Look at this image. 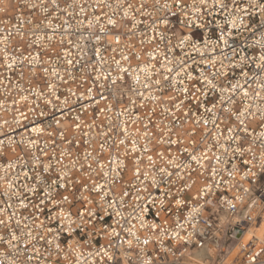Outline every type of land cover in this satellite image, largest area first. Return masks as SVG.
Segmentation results:
<instances>
[{"label": "built area", "instance_id": "2783aa9c", "mask_svg": "<svg viewBox=\"0 0 264 264\" xmlns=\"http://www.w3.org/2000/svg\"><path fill=\"white\" fill-rule=\"evenodd\" d=\"M256 201L264 0H0V264H179Z\"/></svg>", "mask_w": 264, "mask_h": 264}, {"label": "bare ground", "instance_id": "6f19581e", "mask_svg": "<svg viewBox=\"0 0 264 264\" xmlns=\"http://www.w3.org/2000/svg\"><path fill=\"white\" fill-rule=\"evenodd\" d=\"M256 203L258 204V212L263 217L262 223L254 225L244 232L243 236L238 239L237 244L226 251V256L219 261L218 264H246L242 248L249 242H254L255 238L264 242V205L259 201H256ZM255 211H257V209L251 208L248 212L255 213ZM211 213H214L217 219L216 224L214 223L213 225L211 242L209 240L206 247L201 250H193L192 253L179 264H187L184 263L185 261L195 264H213V261L223 249L219 247V241L224 238L223 233H226L230 225L235 224L241 218L240 216L230 217L227 213L216 210L211 211ZM259 231H261V233H259ZM224 249L226 250V248ZM123 264L129 263L123 262Z\"/></svg>", "mask_w": 264, "mask_h": 264}, {"label": "rangeland", "instance_id": "374dc122", "mask_svg": "<svg viewBox=\"0 0 264 264\" xmlns=\"http://www.w3.org/2000/svg\"><path fill=\"white\" fill-rule=\"evenodd\" d=\"M210 215H211L212 220L216 224L217 219H216L215 214L210 213ZM259 233H261V231H259ZM232 234L233 232H231L229 229L226 230V233H223L224 238L219 241V247L223 249L221 250L220 254H218V256L215 258V260L213 261V264L214 263L217 264L219 261H221L226 256V251L237 244L238 240L236 242V240L232 238ZM211 238H212V235H211ZM211 238H210V242H211ZM224 248H226V250ZM184 263L195 264L193 262H187V261H185Z\"/></svg>", "mask_w": 264, "mask_h": 264}, {"label": "water", "instance_id": "95a60500", "mask_svg": "<svg viewBox=\"0 0 264 264\" xmlns=\"http://www.w3.org/2000/svg\"><path fill=\"white\" fill-rule=\"evenodd\" d=\"M253 204H254V201L251 202V203L248 205V207L245 209L244 214H243L244 217L246 216V214L248 213V211L253 207ZM243 234H244L243 231L237 229V230H235V231L233 232V234H232V238H234L235 240H238V239H240V238L243 236Z\"/></svg>", "mask_w": 264, "mask_h": 264}, {"label": "snow or ice", "instance_id": "6c2138e0", "mask_svg": "<svg viewBox=\"0 0 264 264\" xmlns=\"http://www.w3.org/2000/svg\"><path fill=\"white\" fill-rule=\"evenodd\" d=\"M53 2H55V0H53ZM201 2L203 3L204 2V0H201ZM110 23H115V21H109ZM118 42V41H117ZM168 71H171V69H168ZM157 83H159V81H157ZM185 91H186V89H185ZM9 186H11V185H9ZM65 199H67V198H65ZM0 223H3V221H0Z\"/></svg>", "mask_w": 264, "mask_h": 264}]
</instances>
